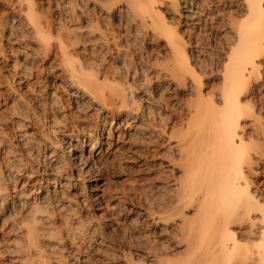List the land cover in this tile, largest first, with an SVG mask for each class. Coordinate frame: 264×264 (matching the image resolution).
Returning <instances> with one entry per match:
<instances>
[{"label":"rangeland","instance_id":"rangeland-1","mask_svg":"<svg viewBox=\"0 0 264 264\" xmlns=\"http://www.w3.org/2000/svg\"><path fill=\"white\" fill-rule=\"evenodd\" d=\"M16 1L0 0V144L3 143L0 145V188L3 189L1 193L4 194L2 196L0 193L1 264H18V259L23 256L22 248L26 244L24 236H26L27 223L22 224L21 219L24 220L23 216L28 213L26 208L23 209L24 205H18L16 213L19 215L13 216L15 212H3L1 204H10L11 199L16 197L17 202H29L35 207L38 195L29 192L30 187L27 184L31 181L27 179V175L32 171L39 172L38 177L50 179L47 174L50 172V163H52V160L48 158L52 151L50 142L54 141L53 143L58 145L59 153L63 154L64 150L70 146L71 141L68 135L71 132L92 134V130L97 125L107 131L110 127L115 128V132L118 131V127L121 130L120 133H116V137H113L111 145L105 146L104 159L98 168L102 176L101 181L96 187L89 188L84 179L98 170L94 169L91 170L93 172L83 175L72 172L71 186L66 184V181H63L61 188L56 186L57 189L53 194L55 204L38 206L40 212L36 213L37 216L45 219V222L49 217L56 219L57 227L61 228L62 234L65 235L64 241L61 240V242L59 239L53 241L49 238H45L44 242L43 237V240H40L43 244L50 246L47 251L55 257L51 264H205L199 260L194 262L192 255L187 252L188 229L182 225L181 217L176 218V216L171 222L157 219L159 216L163 217V209L169 207L167 205L171 203L172 195L170 194H173L171 192L174 187L179 183L181 185L182 180H185L184 169L177 165L180 162L178 159L181 153H178L177 149L174 151L175 148H173L172 153L175 156L173 159L176 158L177 161H174L178 163L171 161L173 159L168 157L170 154L171 157L173 156L171 152L169 153L171 148L154 147L153 137H157L156 133H140L136 130L138 124L119 121L118 117H113L108 111L102 110L100 103H93L90 96L79 90L76 84L74 85V80L69 74L74 71V74L77 72L81 76L84 73H96L97 70L112 71L113 67L121 69L120 66L123 67L127 63L128 66L125 67L129 68L123 67L122 70L129 79H123L124 82L116 80L111 85L118 86L123 82L124 85L127 83L126 87L132 86L130 88L134 90L133 92L130 90V93L131 95L133 93V99L137 100L135 102L139 101L138 104L143 105L146 114L148 111L154 112L153 118L150 116L151 119L146 118L139 124L153 122L154 115L157 116L155 118L157 123L160 121L158 119L160 113L166 119L165 121L171 115L176 123L179 121L178 124H181L184 121L183 124H187L188 116H190L188 110L198 100V86L193 83L190 76L185 78L186 81L182 78V81H185L184 84L181 79L175 82L173 77L172 80L170 73L164 70L174 61L166 48L165 41L155 36L150 27L142 28L136 23L132 13L127 14L130 11L125 10L124 2L113 4V0H96L97 2L92 0L86 5L83 0H36V15L51 20L55 26L52 33L44 31L37 35L27 29L24 19L16 16L15 13L18 10V4L15 6ZM204 1L206 3L209 1L211 7L206 10L202 21L199 24L186 26V20L179 19L184 12V3L206 5ZM242 1L178 0L180 9L174 11L171 0H157L156 6L159 12L164 15L170 25L178 30L187 44L186 50L189 54L191 69L201 81V91L207 102L212 99L218 101L224 90L223 66L229 50L225 45L228 47L227 39L231 38L227 21H230L228 19L233 14L234 19L244 15ZM233 5L237 7L234 8ZM108 6L114 9L110 10ZM126 14L131 16L126 17ZM76 17L82 18L78 20ZM131 17L133 19H130ZM87 18L93 21L90 23ZM75 21L77 22L72 23ZM20 23L22 26H19ZM133 23L138 26L136 27ZM62 25L67 26L69 31L77 30L78 33L85 31V40L83 39L85 45L82 42L78 45L79 47H76V53L80 54V57L77 54L68 60L61 57L60 39L67 40L65 36L60 38L61 33L67 30L66 28L62 30L60 28ZM88 31L93 36L90 32L86 35ZM101 33L116 36V39L121 40L119 42L122 43L119 46L123 51L120 47L115 50L113 48L112 51L104 47ZM158 38L161 40L159 41ZM97 39H101L100 43ZM120 54H125L127 58L119 57ZM122 59L125 60V64ZM262 68L264 72V66ZM161 70H164V73ZM133 75L137 76L133 77ZM178 81L182 83L178 85ZM259 83L260 81L245 90L243 99ZM244 102H246L245 99ZM245 105L264 106V88L256 87V93L247 100ZM164 115L167 117L165 118ZM165 121L161 124H165ZM58 122L60 126L57 125ZM206 123L209 125L211 120L197 122L201 125ZM241 126L251 134L249 128L255 127V121L246 125L242 119ZM51 130L58 131L52 133ZM46 134L50 138L45 140L47 143L44 141V138L48 139ZM119 135L123 137L118 138ZM253 135L257 134L254 132ZM105 137L108 135L106 134ZM258 137L262 143L264 129ZM182 162L181 160L180 163ZM170 163L173 165L175 163L174 166H177V169L172 165L174 169ZM259 166L260 161L254 168L257 178L252 179L255 184L254 190L264 195V181L259 180L260 173L257 171ZM171 178L174 179L171 180ZM51 189L54 191V188ZM19 194L23 195L19 197ZM191 209L185 212L186 217L191 218L195 214V209ZM18 211L22 213L21 216ZM153 214L156 215L153 216ZM18 216L21 219H17ZM154 220H158L157 225L154 224ZM16 221L21 224H17ZM67 221L72 223L70 231L62 226ZM18 225L23 228H19ZM23 233H25L24 236ZM20 245H22L21 253L18 252ZM206 264L211 263L206 262Z\"/></svg>","mask_w":264,"mask_h":264},{"label":"bare ground","instance_id":"bare-ground-1","mask_svg":"<svg viewBox=\"0 0 264 264\" xmlns=\"http://www.w3.org/2000/svg\"><path fill=\"white\" fill-rule=\"evenodd\" d=\"M83 1H85V4H89L92 2V0ZM171 1L174 11H178L180 9V6L177 3L178 0ZM16 2L17 3H15V6L16 4H18V10L17 12L15 11L16 13H14L19 19L25 20V22L27 23V25H25L27 29L30 30V32L33 31L37 35L43 33L44 31H49L52 33L55 28L53 22L49 19H43L42 17L36 15V0H17ZM114 2H124L126 4H124V7H126L125 10L127 9V11H130V13H127L125 11L124 12L128 15L131 13L133 15L134 19L132 17L130 19L136 21V23L142 26V28L150 27L155 36L162 38L165 41L166 48L168 49L169 54L174 61L173 63L171 62L172 64L171 66H169V68L166 67V69L164 68V70L165 72L167 71L168 73H170L169 75L171 76L172 80L174 77L175 82L177 79H181L182 81V78L185 79L190 76L189 78H191L193 80V83L198 86V100L194 102L195 104H193L192 106L190 105L191 107L188 110L190 115L188 116L189 122H186L187 124H183L184 121L182 122L180 120V122L182 123H179V125V121H177L176 123L175 119H173L171 115V118L168 115L169 118H167V121H165L166 119H164L160 113V116L157 114L159 117H161H158V119L160 120L158 122H160V124L158 122L156 123L155 118H157V116L155 115L153 122H148L147 124L143 122L139 124L146 118H150V116L153 118L152 115L154 112L151 111L152 113H149L150 111H148V114H146L143 105L138 104L139 101L138 103H136L137 100H135V98L133 99V93L132 95L130 93V90L131 92H133L132 90H134L130 88L132 86H129V84V87H126L127 83H125L124 85L123 79L125 80L126 76L125 72H123L122 69L129 68L125 67L127 63L125 66L122 65L124 68L120 66L121 69H118L119 67L117 66L118 70L116 69V67L112 66V71H108V69L106 70V72L97 70L96 73L93 72L84 74L83 72H78L80 74H83L81 76L78 75L77 72H75L76 74L73 73V69L76 67L75 66L73 67V69H71L73 71L72 74H69L71 75L70 77L72 78V80H74V85L76 84L79 90L90 96L93 103H100L99 105L102 110L106 112L108 111L112 114L113 117H118L117 120L127 123L132 122V124H138L136 130L140 133H156L157 137H153L155 135L152 136L154 138V147L162 149L165 147L171 148V151H169V153H172L173 148H175L174 151L177 149L178 153L182 154H180V156L182 157V159L181 157L180 159L183 162L180 163L181 160L178 159V162H180L177 165L178 167L180 166L179 168L184 169L185 180H182L183 182L181 181V185H179V183L178 186L174 187L172 192L170 191L171 193H173L170 194L173 196H170V198H172L170 199L171 203H168L167 206L169 207L163 209V217L159 216L157 219L160 221L165 220L166 222H171V220L176 216V218L181 217V219H183L182 225H184V227H187L188 229L186 249L187 252L192 255L194 262H198L199 260L203 263L205 262V264L206 262L211 264H234L235 262H238L240 264H264V195H261L259 191L254 190L255 184L252 176H249L246 173H242L240 171V160L242 154L253 147V145L255 146V149L260 153L259 158L256 156L252 157L254 165L253 172L257 162L260 161V159L264 158V144L260 143L258 137V134L261 136L262 131L260 125L258 124L261 118V114H257L256 112H249V106L245 105L246 102H244L243 99L245 90L252 86H255V84L259 82V77L261 75H264L262 68L264 65H261L259 63L261 56L264 55V44H262V41H264V34H262V28H264V5L260 3V0H255L254 5L250 6L247 11L243 9L245 13L243 16L241 15L239 19L238 17H235L236 19H234V14L230 17L233 20H231L230 18L228 19L230 20L227 21L229 27H226L229 29V32H227L230 33L231 38L227 39L229 40V44L227 47L229 48V50L227 51V58L223 66L224 75L222 77V81L224 90L221 93L220 99H218V101L212 99L207 102L204 100V95L201 91V81L200 79H198L195 71L191 69V62L188 57L189 54L186 50L187 44L179 34L178 30L170 25L165 20L164 15L159 12L156 6L157 0H113V4ZM208 2H205L206 5H204L203 3V5L190 2L184 3V12L181 14V17L179 16V19L186 20V26H189V24H191V26L193 24H199V22L202 21V17L204 18L206 10L211 7V3ZM244 3L245 0L241 2V6H243V8ZM111 6L108 7L111 8ZM112 9L114 8L112 7L110 10ZM249 12L251 13V18L245 21V16L248 15ZM127 14L125 15L126 17L128 16ZM120 15H122V13ZM73 16L75 17V12ZM81 18L79 17L77 19L80 20ZM71 19L68 21L70 22ZM90 19L91 18H87L88 21ZM91 21L89 22L91 23ZM76 22L77 21L72 23ZM130 23L132 24V22ZM19 26H22L21 23ZM64 26L62 25V27L60 28H62L63 30V28L67 27ZM135 26L137 27L138 25ZM98 28L97 32H99ZM66 29L67 30L64 29V33L66 34L63 35L64 33H61L60 38L65 36V39L67 40L59 38L61 40L59 47L61 51V57L65 60H68L71 59V57H73L75 54H77L76 47L82 42V44H84L83 39L85 38V31L83 33L82 31H79L80 33H78L76 32V29H74L76 31H69L68 28ZM242 30L246 34L244 39L240 38ZM89 32L90 31L86 32V35H88ZM102 33L101 36L103 35ZM233 33H235V35H233ZM90 34L92 35L91 32ZM57 35L58 34H56V36ZM111 37L112 36L108 35L107 33H104L103 38H101L103 39V43L105 44L104 47H107L108 50L112 51L113 48L114 50L115 48H119V44H121L122 42H119L121 40L116 39V36L112 38ZM36 38H38V36ZM97 40H99L100 43L101 39ZM120 49L122 48L120 47ZM116 50L118 51V49ZM121 51H123V49ZM166 54L168 53L166 52ZM118 56L124 58L126 57L125 54H120ZM122 60L123 62L125 61L124 59ZM245 69H249V71L245 73ZM164 70L161 71L164 73ZM126 72L128 73L129 70ZM135 74H137V72ZM130 75L128 76L130 77ZM246 75L248 77L247 86H245ZM134 76L137 75H133V77ZM116 80L123 81L121 82L122 85L112 86L111 84L113 82L115 83ZM181 81H178L179 84H177L180 85V83L183 82ZM185 81L183 82V84L185 83ZM251 107L255 108L254 106ZM160 111L161 110H159V112ZM253 115L255 116V120L253 121H255L256 128H254L257 135H253V133H247L244 127L241 126V120L244 117ZM200 120H211V123H209V125L207 123L204 125L197 124V122ZM163 121H165V124H161V122ZM58 124L59 122L57 123V125ZM55 131H52V133ZM120 131L121 130L119 129V127L118 131L115 132V128L112 129L110 127L107 131L103 128L101 129L99 125H97V127L92 130V134L73 131L68 135L71 141L70 146L67 148V150H64L63 154L59 153L58 145L56 143H53L54 141L50 142V150L52 151L50 152L48 158L52 160V163H50V172L47 173L50 179L45 180L41 176L38 177L39 172L32 171V173H29L27 175V179L31 181L30 184H27L30 187L29 192L36 193V196L38 195V198L36 200L37 203H35L36 206L33 207L34 205L29 202H17L16 197H13V199H11L10 204H1L2 211L7 213L15 212V215L13 216H16V214H18L16 213L18 210V205H24V208H21H23L24 210L26 208V210H28L27 215L25 214L26 216H23L25 217L24 220L20 218V216L22 215L20 211H18L20 212V216H18L19 218L15 217L17 219H21L22 224L27 223V231L25 229L26 236H24L25 233H23V236L26 237V244L23 246L24 248H22V245H20L21 247L18 246L19 250L20 248L23 249H21L23 252V256L20 254V256L22 257L19 259L17 257L18 264H51L52 259H54L55 257L51 256L47 251L48 247L50 248V246L43 244L40 240L43 237L44 242L46 240L45 238L52 239L53 241L59 239L61 242V240L64 241L65 235L62 234V229L57 227L56 219H52L51 217H49L45 222V219H43L42 217L39 218L37 216L36 213L40 212L38 206L45 207L50 204H55L56 201H53V194L55 192V189H57L56 186H58V188H61L63 186V181H66V184L71 186V179L73 178L72 172H79L83 175L89 172H93L91 170H98L100 164L104 159L105 146H110L113 137H116V133H120ZM106 134L108 135V137H105ZM117 137L119 138L121 136L119 135ZM245 137L250 138L253 142V145H250L249 139H246ZM45 140H50V138H44V141ZM169 153L167 154L169 155ZM170 155L168 156L169 159H173V157H175L174 153H172V157ZM166 159L169 160L168 158ZM174 160H176V158L171 161H177ZM172 163H170L171 166L173 165ZM174 167L176 168L177 166ZM99 170L84 179L89 188L96 187L97 184L101 181L102 176ZM160 176L162 177V175ZM55 177H57L59 180ZM173 179L171 178V180ZM166 183L168 182L166 181ZM166 183L164 182V184ZM51 188H54V191H52ZM1 190L3 189L0 188V193L2 192ZM1 194L2 196L4 195L3 193ZM22 195L23 194H21L19 197H21ZM191 208L195 209V214L191 218L188 216L186 217L185 212L187 210H190ZM156 214H153V216H155ZM158 220H154V224L157 225L156 222ZM16 222L17 224H21L18 221ZM28 224L33 225L31 226ZM63 224H65L62 226L66 227V230L70 231L72 229L71 222L67 221ZM18 227L23 228V226L21 225H18ZM49 239L48 241H50ZM21 250L18 252L21 253ZM52 253L54 255V252Z\"/></svg>","mask_w":264,"mask_h":264},{"label":"snow or ice","instance_id":"snow-or-ice-1","mask_svg":"<svg viewBox=\"0 0 264 264\" xmlns=\"http://www.w3.org/2000/svg\"><path fill=\"white\" fill-rule=\"evenodd\" d=\"M255 3V0H245V3H244V9L245 11H247L250 6L254 5ZM260 3L262 5H264V0H260ZM233 7H237L236 5H233ZM251 18V13L249 12L248 15L245 16V21H247L248 19ZM262 34H264V28H262ZM233 35H235V33H233ZM246 36V34L243 32L242 30V33H241V39H244ZM262 44H264V41H262ZM225 47L227 48V45H225ZM227 58V57H225ZM259 63L261 65H264V55L261 56V59L259 60ZM250 68V66H249ZM249 71V69H245V73H247ZM247 81H248V77L247 75L245 76V86H247ZM259 81L260 83L258 85H256V87H259V88H264V75H261L259 77ZM256 87H253L252 91L244 96V99L245 101L247 102V100L250 99V97L252 95H254L256 93ZM248 111L249 112H252V113H255V112H260L261 114V118H260V121H259V124H260V128L261 129H264V106H260V107H251L249 106L248 108ZM253 120H255V116H246L243 118V123L248 125L250 124ZM249 132L253 133L255 132L254 128H249ZM246 139H249V144L250 145H253V142L250 138L248 137H245ZM261 140H262V144H264V137H261ZM253 156H256L259 158L260 156V153L255 149V146L253 145V147H251L250 149H248V151L244 152L242 154V157H241V160H240V171L242 173H246L247 175L249 176H252V178H257L256 177V173L253 172V160H252V157ZM257 171L260 173V176H259V180L260 181H264V158L260 159V166L259 168L257 169Z\"/></svg>","mask_w":264,"mask_h":264}]
</instances>
